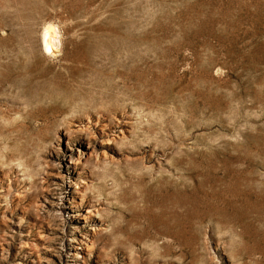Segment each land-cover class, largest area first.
<instances>
[{
	"label": "rangeland",
	"instance_id": "obj_1",
	"mask_svg": "<svg viewBox=\"0 0 264 264\" xmlns=\"http://www.w3.org/2000/svg\"><path fill=\"white\" fill-rule=\"evenodd\" d=\"M0 264H264V0H0Z\"/></svg>",
	"mask_w": 264,
	"mask_h": 264
},
{
	"label": "bare ground",
	"instance_id": "obj_2",
	"mask_svg": "<svg viewBox=\"0 0 264 264\" xmlns=\"http://www.w3.org/2000/svg\"><path fill=\"white\" fill-rule=\"evenodd\" d=\"M57 28L50 23L43 32V50L47 55H55L59 51V36ZM62 40V39H61ZM61 42V41H60ZM61 52V51H60ZM57 57V56H56Z\"/></svg>",
	"mask_w": 264,
	"mask_h": 264
}]
</instances>
